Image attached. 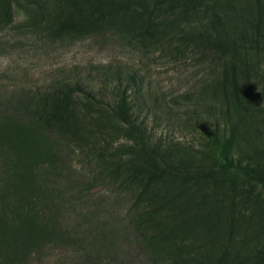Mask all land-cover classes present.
I'll return each instance as SVG.
<instances>
[{"label": "trees", "instance_id": "1", "mask_svg": "<svg viewBox=\"0 0 264 264\" xmlns=\"http://www.w3.org/2000/svg\"><path fill=\"white\" fill-rule=\"evenodd\" d=\"M257 3L264 7L261 0ZM230 4L229 0L70 2L73 15L65 28L70 36L128 30L139 24L137 33L147 37L156 35L161 24L165 34L166 28L180 33L183 44L210 64L216 82L213 100L190 113L206 132L207 155L215 167L188 168L154 140L132 99V92L142 91V80L121 66L94 65L85 73V67L76 66L42 87H4L5 92H0V264H37L56 249L71 253L65 264L119 260L132 264L130 259L137 258L139 250L148 256L143 264H165L175 258L168 244L178 239L184 219L165 226L162 217L199 216L187 202L179 201L174 189V193L163 190H168L169 182L180 187L177 180L188 183L226 170L264 182V170L244 155L247 150L264 154V147L248 134L249 91L242 88L252 68L250 51L261 41L260 36L251 38L235 29ZM260 10L253 23L259 35L264 23ZM10 21L9 0H1L0 28ZM83 101L87 108L109 109L123 125V141L97 145L78 114ZM232 148L236 157L229 153ZM94 185L109 189L127 206L126 218L116 224L96 220L113 214L102 211L106 201L95 200ZM110 198L113 205L114 197ZM73 213L79 216L75 223ZM123 244L134 253L119 251Z\"/></svg>", "mask_w": 264, "mask_h": 264}, {"label": "rangeland", "instance_id": "2", "mask_svg": "<svg viewBox=\"0 0 264 264\" xmlns=\"http://www.w3.org/2000/svg\"><path fill=\"white\" fill-rule=\"evenodd\" d=\"M71 1L9 0L11 21L0 28V92H5L4 87L20 84L42 87L76 66L85 67L84 73L94 65L121 66L137 73L142 80V91L132 92V99L154 140L188 168L215 167L214 160L207 155L206 132L190 113L199 104L213 100L216 82L210 64L192 53L191 46L183 44L180 33L173 34L166 28L165 34L159 23L154 36H140L139 24L128 30L70 36L65 28H69L73 15ZM229 1L232 4L228 11L235 19V29L246 31L251 38L260 36L261 42L250 51L252 68L242 88L249 91L245 103L248 134L263 148L264 23L260 35L253 23L260 9L264 22V7L260 8L257 0ZM84 103L80 104L78 114L83 128L97 145L114 146L123 141V125L109 109L87 108ZM229 153L236 157L234 148ZM244 155L249 163L264 170L263 152L247 150ZM177 182L180 187L169 182L168 190H163L174 193V189L179 201L187 202L199 216L162 217L165 226L184 219L182 228H178V239L168 244L176 253L175 258L165 264H264V182L249 180L238 170L219 171L211 178H193L188 183ZM91 192L95 200L106 201L102 211L111 210L113 214L96 217L97 221L99 218L116 224L126 218L127 206L109 189L94 185ZM109 197H114L113 205ZM78 218L73 213L71 222ZM119 247V251L134 253L127 244ZM137 253L139 256L130 261L143 264L148 256L141 250ZM70 256L69 251L56 249L37 264H65ZM119 261L111 264H131Z\"/></svg>", "mask_w": 264, "mask_h": 264}]
</instances>
